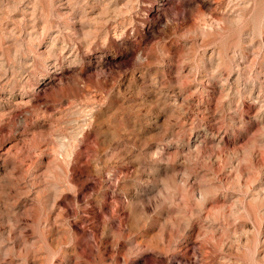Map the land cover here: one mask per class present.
<instances>
[{"label": "rangeland", "instance_id": "374dc122", "mask_svg": "<svg viewBox=\"0 0 264 264\" xmlns=\"http://www.w3.org/2000/svg\"><path fill=\"white\" fill-rule=\"evenodd\" d=\"M0 264H264V0H0Z\"/></svg>", "mask_w": 264, "mask_h": 264}, {"label": "bare ground", "instance_id": "6f19581e", "mask_svg": "<svg viewBox=\"0 0 264 264\" xmlns=\"http://www.w3.org/2000/svg\"><path fill=\"white\" fill-rule=\"evenodd\" d=\"M65 11V10H64ZM69 12V11H68ZM66 13V12H65ZM70 13V12H69ZM40 52H44V51H40ZM44 55V54H43Z\"/></svg>", "mask_w": 264, "mask_h": 264}]
</instances>
